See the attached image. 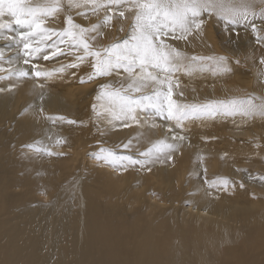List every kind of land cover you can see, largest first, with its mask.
<instances>
[{
    "label": "bare ground",
    "instance_id": "obj_1",
    "mask_svg": "<svg viewBox=\"0 0 264 264\" xmlns=\"http://www.w3.org/2000/svg\"><path fill=\"white\" fill-rule=\"evenodd\" d=\"M47 2L27 0L31 6ZM252 2L259 14L264 0ZM62 3L63 10L47 18L44 27L61 32L68 27V16L85 28L99 25L100 33L88 34L96 48L130 35L132 12L121 17L124 9L119 7L94 13L91 5L69 9L68 0ZM105 15L112 16L110 22L101 19ZM219 27L241 37L248 34L244 24L228 27L206 14L201 32H190L186 39L171 35L165 39L180 44L188 57L183 64L189 65L193 56L221 57L215 34ZM20 31L27 30L0 34V77H4L0 79V264H264L262 115L218 112L202 117L199 125L192 117L186 120L190 122L184 126L189 127L186 134L158 116L148 120L138 109L135 120H113L97 97L101 85L126 86L123 70L91 82V59L77 61L82 51L74 52L68 45L60 47L63 54L52 55V51L45 55L48 59L44 56L34 66L25 64L5 47L8 38L12 44L14 36L20 42ZM46 40L36 35L24 42L34 48L45 46L42 42ZM262 45L247 44L232 52L250 67L236 65L235 58L227 59L224 62L229 63L230 71L218 70L221 77L211 73L209 61L196 62L197 67L208 66L203 71L189 73L181 67L171 77L172 100L179 105L227 103L248 100L249 92L255 91L259 98L254 100L261 104L264 74L257 72H264ZM255 52L261 58H255ZM65 57L73 61H64ZM61 68L63 71H56ZM13 70L29 75H11ZM37 71L52 75L36 77ZM209 83L221 84L220 92L210 91ZM162 88L149 85L143 94L166 92L168 85ZM173 135L184 139L173 140ZM161 139L176 147L172 162L162 157L167 159L157 165L155 178L142 172L147 165L133 175L126 161L115 166L99 159L92 162L97 159L93 154H106L100 152L102 148L132 156ZM129 141L130 148L124 149ZM101 180L102 186H94ZM207 183L238 192H232L237 196L210 192L204 188Z\"/></svg>",
    "mask_w": 264,
    "mask_h": 264
},
{
    "label": "snow or ice",
    "instance_id": "obj_2",
    "mask_svg": "<svg viewBox=\"0 0 264 264\" xmlns=\"http://www.w3.org/2000/svg\"><path fill=\"white\" fill-rule=\"evenodd\" d=\"M91 5L92 12L103 9L111 10L113 7L123 8L119 13L121 17L125 12L134 13L133 21L130 26V35L127 39L112 43L107 47L96 48L88 34L97 31L99 25H92L85 28L73 23L72 17H67L68 27L61 32L44 27L46 19L55 16L63 10L62 0H49L47 3L31 6L27 0H0V34L4 30L20 31V42L30 39L32 36L39 35L42 38L51 39V35L45 37L46 33L56 35L57 41L61 44L67 43L68 47L74 52L82 51L83 55H77L76 60L83 62L91 59L93 72L88 76L92 80L99 76H109L114 72L119 75L120 70L127 74L128 83L126 86L121 84L113 87L111 84L101 85V92L97 99L103 101L105 113L113 120L123 121L129 118L135 120L136 110L150 107L156 111L157 115L164 116L166 120L175 121L176 127H182L183 122L189 118L215 116L218 112L233 115L239 112L245 116L260 114L264 115V102L257 105L253 99L233 100L230 102L211 101L202 105H179L172 100L171 77L181 67L186 72L194 70H205V64L196 66L197 61H211L219 71H230L223 64L227 57H191L192 63L184 65L183 61L188 59L179 49L174 48L167 42L165 37L169 35L173 39H186V34L191 30H199L203 24L201 17L203 14L216 15L218 19H223L232 25L251 23L252 30L255 32L256 25L249 21V16L264 17V7L256 12V5L252 0H68L67 7H84ZM84 13H82L83 15ZM10 19H4L5 16ZM112 19L111 15H105L104 22L108 23ZM13 24L17 28L13 27ZM179 33V35H177ZM16 37L14 36L13 39ZM95 40V37H91ZM26 51L25 55H32L40 49H30L27 42L23 43ZM55 51L52 55L63 54L61 49L55 44ZM69 54H73L70 52ZM48 59V56L44 57ZM2 60V53H0ZM264 63V59L261 61ZM11 63V61H9ZM25 64L28 63L26 59ZM70 67H77L71 64ZM3 69L0 68V71ZM56 71H63L57 69ZM11 75L26 77L27 71L13 70ZM36 77L51 76V72L34 73ZM4 77H0L3 79ZM81 82L83 78H81ZM167 83V91H156L153 95L143 94V90L149 85H160L161 88ZM139 94V95H136ZM166 102V106H165ZM96 105H93L95 110ZM166 113V115H165ZM59 119H64L59 117ZM75 123V121H68ZM169 131H172L170 128ZM173 140H183V136H172ZM131 141L123 145L124 149H129ZM176 145L169 143L165 139L158 140L151 144L145 151L140 152L142 159H135L131 155L118 154L111 149H100L105 155H97V159L112 165L128 162L129 164H139L142 167L146 164L160 160L162 157L171 159V154ZM40 149H37L39 151ZM227 184V180L224 181Z\"/></svg>",
    "mask_w": 264,
    "mask_h": 264
},
{
    "label": "rangeland",
    "instance_id": "obj_3",
    "mask_svg": "<svg viewBox=\"0 0 264 264\" xmlns=\"http://www.w3.org/2000/svg\"><path fill=\"white\" fill-rule=\"evenodd\" d=\"M207 13H205V14H203V16L201 17V19L203 20V23H204V17H205V15H206ZM211 17H212V19L213 20H216L217 19V21L218 22H223V23H226V26H228V27H231V26H233L232 24H229V23H227V22H225V20H223V19H218L217 17H216V15H211ZM251 16H249V20L252 18H250ZM257 18H260V16L258 15L257 16ZM257 18H254L253 17V19L252 20H250V22H252V23H255V25H256V31L254 32L253 30H252V27H251V23H248L247 25H245V27H246V31H248V34H247V36H243V37H241V36H237V35H234V34H232V33H230V31L228 30V29H224V28H222V27H219L218 29H214L215 30V34L217 35V37H218V39H219V41H220V51H221V53L219 54V56H224V57H227L228 56V60L229 59H231V58H235V56H233L232 55V52H234V51H237L238 49H240L242 46H243V48L242 49H244L245 47H246V45L247 44H250V45H256V44H264L263 42H261V34L262 35H264V21L262 20V17L260 18V19H258L257 21H256V19ZM102 20H104L103 18H101ZM263 22V23H262ZM14 25V24H13ZM260 26V27H259ZM201 27L203 28V24L201 25ZM102 31V30H101ZM191 32H193V33H197V32H201V31H198V30H196V29H193V30H191ZM98 33H100L99 31H97L96 32V34H98ZM260 33V34H259ZM95 34V35H96ZM49 35H51V39H47L45 42H42V43H46V45L45 46H40V44H38L37 46H34V48L32 47V48H30V49H40V51H37V52H34V54H32V55H25V53H26V51H28V50H25L24 49V47H23V44H21L18 40H16V39H13V42H14V44H12L11 42H10V39L8 38V39H6L5 40V44H7L5 47H6V49H7V53L8 52H11V55H15L16 57H17V59L19 60V61H25L26 59L28 60V63H30V65H32V66H34V63L36 62H38L39 61V59L40 58H42V57H44L45 55H47L49 52H52V51H55V47L53 48V47H51V45H53V44H55L56 46H58L59 48L61 47V46H64V45H67V43H63V44H61V43H57V42H55V41H57V37H56V35H52V34H49ZM48 35H46L45 37H47ZM121 36V35H120ZM120 36H118V37H120ZM117 37V38H118ZM122 37V36H121ZM120 37V38H121ZM90 38V37H89ZM113 41V40H112ZM121 41V40H120ZM123 41V40H122ZM119 42V41H118ZM116 43V42H115ZM12 44V45H11ZM94 44V46H95V43H93ZM169 44H171L174 48H176V49H179L180 51H181V46H180V44H178V43H169ZM262 46H264V45H262ZM53 48V49H52ZM61 51H62V53L65 51L64 50V48H62L61 49ZM262 51V50H261ZM202 52V51H201ZM53 53V52H52ZM260 53H262V54H264V51L263 52H260ZM222 54V55H221ZM199 55H201V56H203V53L202 54H200L199 53ZM255 58H256V56L258 57H260L261 58V55L260 54H258L257 55V53L255 52ZM214 56H217V55H214ZM241 56H239L238 58H235V59H233V62L236 64V65H241V66H243V67H246V68H249L250 66H248L247 65V63L246 62H243L244 61V59H241L240 58ZM258 57V58H259ZM264 57V56H263ZM214 58V57H213ZM64 61H69V62H71V61H73V59L71 58H69V57H65V59H64ZM33 62V63H32ZM92 63V62H91ZM209 63V66H210V71H211V73L213 74L214 72V76H218V77H221V76H223V75H220V74H218L217 73V69L215 68V65L211 62V61H209L208 62ZM90 64V63H89ZM223 64H225V65H227V64H229L228 62H223ZM263 66H264V63H263ZM212 69V70H211ZM232 71V70H231ZM218 75H217V74ZM233 73V72H232ZM261 73H263L264 74V72L262 71V69H259L258 70V72H257V74L258 75H260ZM216 74V75H215ZM103 78H106V76H99V77H96V78H94V79H92V81L91 82H93V81H99V80H101V79H103ZM164 85H168L167 83H165ZM156 86H160V85H156ZM215 87H217V88H219V89H216ZM208 88H209V90L211 91V90H216V93H219L220 92V88H221V84H218V83H209L208 84ZM161 89H163V88H161ZM155 91H151V92H144V95H148V96H151V95H153V93H154ZM250 93V97H246V98H248V99H253V101H254V103L255 104H257L256 102H255V98H259V95H258V93L257 92H255V91H251V92H249ZM247 100V99H246ZM209 101H211V100H209ZM166 103V102H165ZM139 111H143L144 112V114L145 115H147L148 116V120H151V121H153L154 119L153 118H155V116H158V118H161L162 120H164L166 123H168V124H171L172 126H173V128H174V130H176V128H178V127H176V125H175V121H169V120H166L165 118H164V116H160V115H157L156 114V111L154 110V109H152V108H150V107H147V108H144V109H138ZM236 114V113H235ZM235 114H233V115H235ZM150 115V116H149ZM165 115H166V113H165ZM233 115H231V116H233ZM260 115V114H259ZM263 117H264V115H262ZM199 118H200V120H199ZM199 118H197V125H199V123H201V118L202 117H199ZM89 123V122H88ZM188 124H190V122L189 121H184L183 122V126L182 127H179V128H182L183 129V131L182 132H180L181 134H186V133H188L189 132V127H184V126H186V125H188ZM201 125V124H200ZM99 133L101 134L100 135V137H102L103 135H104V130L100 127V129H99ZM237 136H239V135H237ZM99 137V138H100ZM250 137H252V136H250ZM99 138H97L98 140H99ZM140 152L138 151V152H136V154L135 155H132L135 159H139L140 158V156L138 155ZM118 154H121L120 152H118ZM124 154V153H123ZM91 155H88V157H90ZM167 158H161L160 160H156V161H154L153 163H150V164H146V165H144V166H146V168H144V169H142V172H144V174L148 177V178H155V176H156V169H157V165L159 164V163H163L165 160H166ZM96 161H98V159H96V160H92V162H96ZM170 162H172V160L170 159ZM57 163V162H56ZM77 163V162H76ZM123 163H126V162H123ZM80 164H84V157H83V159L81 160V162H80ZM142 166L141 165H139V164H135V166L134 165H132L131 164V166H130V169H128L129 170V174H130V172H132L133 173V175L134 174H137L138 172H139V168H141ZM86 174H90L89 172L88 173H86ZM244 185H246V184H244ZM94 186H102V180L101 181H99L96 185H94ZM231 187L232 188H234V187H236L235 185H233V184H231ZM204 188L205 189H209V191L211 192V190L212 191H214V193H217V192H220V193H227V194H230V195H232V196H237V195H235V194H233V193H238V192H234V191H227V190H225V191H222V190H219L218 188H216V187H214L213 185H211L210 183H207V184H204ZM233 192V193H232ZM43 196V195H42Z\"/></svg>",
    "mask_w": 264,
    "mask_h": 264
}]
</instances>
